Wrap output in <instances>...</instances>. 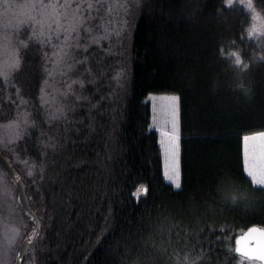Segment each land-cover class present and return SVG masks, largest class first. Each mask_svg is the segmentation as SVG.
<instances>
[{"label": "trees", "instance_id": "1", "mask_svg": "<svg viewBox=\"0 0 264 264\" xmlns=\"http://www.w3.org/2000/svg\"><path fill=\"white\" fill-rule=\"evenodd\" d=\"M130 1L117 38L74 51L51 119L39 47L27 42L20 73L0 80V121L18 99L31 114L15 149H0L40 222L36 232L0 167L29 239L21 264H240L234 238L264 225V188L245 176L241 150L264 132V0H253L258 36L225 0ZM150 95L179 97V189L163 178ZM6 219L0 249L15 234Z\"/></svg>", "mask_w": 264, "mask_h": 264}, {"label": "rangeland", "instance_id": "2", "mask_svg": "<svg viewBox=\"0 0 264 264\" xmlns=\"http://www.w3.org/2000/svg\"><path fill=\"white\" fill-rule=\"evenodd\" d=\"M52 4L72 5L71 11L74 15L68 18V24L75 23L81 25L84 20V17L75 14L76 5H80L82 11H91L94 16L98 17L90 22L92 25L90 31L85 32L83 27L80 28L83 38L82 43L85 46L91 43L103 44L111 36L112 38H117L118 33L121 32L120 27L125 23L131 12L129 10V8L131 9L130 0H0V80H3L5 86L8 87L11 85L12 79L20 73L22 55L27 42H32L35 46L39 47V52L43 55L45 62L43 65V81L40 87L39 100L40 105L47 112L46 116L50 119V116L55 113V100L61 94L60 87L63 80L66 79L65 77L73 74L72 55L74 51L83 49L75 48V46L72 49H68L65 45H62L60 48L52 46L45 48L40 46L39 40L42 34L47 35L49 18L56 12L55 8L45 7L44 5ZM225 4L227 6H239L246 12L249 17L248 34L250 36H258L262 33V15L254 7L253 0H225ZM29 24L32 25V28L28 27ZM37 28L39 30H36ZM45 51L48 53L47 56L45 55ZM65 52L68 53L67 56ZM68 85L70 86L69 83ZM165 97L174 96L150 95L148 98L152 115L151 126L155 125L154 130L162 142H166L167 134L171 133L172 119L169 102L161 100ZM26 104L23 105L22 100L18 99L14 116L7 121H0V149L5 154H9L15 149L18 139L21 138L26 131L27 125L31 122L29 117L31 115L30 109L26 108ZM164 105H166V108H164ZM166 116L170 119L168 122L167 119L162 120ZM178 119L179 102L177 105V129L179 128ZM260 134L256 133L245 137L259 136ZM177 135L178 137L180 136L178 133ZM244 138L241 143L242 153L244 151ZM255 142L256 145L258 142L264 143V141L258 140ZM18 168L27 172L31 170L30 163L26 160L19 161ZM0 212L3 213V215H0L8 220H1L2 224L6 225L9 231L11 230L15 233L14 240L12 239L13 242H10V246L6 244L3 247L4 249H0V264H13L17 248L21 241L25 239L23 237V230H20V227L22 228L23 226V218L18 215L13 186L11 187L2 175H0ZM13 217H20L18 225L10 222Z\"/></svg>", "mask_w": 264, "mask_h": 264}, {"label": "snow or ice", "instance_id": "3", "mask_svg": "<svg viewBox=\"0 0 264 264\" xmlns=\"http://www.w3.org/2000/svg\"><path fill=\"white\" fill-rule=\"evenodd\" d=\"M45 7L55 8L56 12L49 18L47 35L41 36L39 44L42 47L52 46L54 48H60L62 45H65L68 49L83 48L85 52L92 47L91 44L85 46L82 43V36L80 28L83 27L85 32L91 30V21L97 19V16H94L91 11L84 12L81 10L80 5H76V15L84 17V20L81 25L75 23L68 24V18L73 14L71 11L72 5H44ZM29 28H32V25H28ZM36 30H39L38 28ZM45 55L48 53L45 51ZM67 56L68 53L65 52ZM237 65L241 63L239 58L236 61ZM18 67V65H17ZM47 83V81H45ZM78 99H87V97H78ZM179 97H171L169 105L171 108V133L168 135L167 140V152L170 158L169 174L167 179L173 184L176 189L181 187L178 170H177V160H178V135H177V105ZM96 105H92V108H95ZM89 109V111L92 110ZM68 111H72L71 108ZM245 142L252 141L253 143L248 149V159L246 160V174L251 178V181L254 186H259L264 188V144L259 146L255 144V141L261 140L264 141V133H261L259 136L245 137ZM261 153V157L257 158V152ZM147 189L144 186H141L137 189L134 196L138 194H145ZM235 252L240 255L241 261L240 264H264V230L252 229L243 237L236 241Z\"/></svg>", "mask_w": 264, "mask_h": 264}, {"label": "water", "instance_id": "4", "mask_svg": "<svg viewBox=\"0 0 264 264\" xmlns=\"http://www.w3.org/2000/svg\"><path fill=\"white\" fill-rule=\"evenodd\" d=\"M0 167L4 171V173L7 175V177L14 182V185L16 188V193H17L18 203H19L21 209L32 218V220L34 222V230L36 232H38L40 229V222L28 204V200H27V197L25 194L23 182L20 179H16V171L10 165L7 158H5L1 154V152H0ZM252 229L264 230V225H258V224L252 225V226L248 227L247 229H245L241 234L237 235L233 240V253H234V255L240 257V255L235 252L236 241L245 237V235L247 233H249V231ZM28 247H29V239L25 238L18 248V251L16 253L13 264H21L25 254L28 251Z\"/></svg>", "mask_w": 264, "mask_h": 264}, {"label": "crops", "instance_id": "5", "mask_svg": "<svg viewBox=\"0 0 264 264\" xmlns=\"http://www.w3.org/2000/svg\"><path fill=\"white\" fill-rule=\"evenodd\" d=\"M171 97H165L161 100H166V101H170ZM152 116V115H151ZM162 118V117H161ZM163 119H167V122L170 120L169 117H164L162 118ZM151 121H152V118H151ZM156 123V121H155ZM165 123V122H163ZM157 124L159 125V123L157 122ZM178 125H179V119H178ZM155 126V125H154ZM154 126H152V129H155ZM177 133L179 134V128L177 129ZM170 134V132H169ZM244 138V137H243ZM167 139H168V135H167ZM167 139H166V142H162L160 140V137H158V144H159V147H160V150H161V158H162V174H163V178L164 180L169 183L170 185L173 186V184L167 179V176L169 174V166H170V158H169V155H168V152H167ZM258 141H261V140H258ZM244 142V141H243ZM253 142L250 141V142H244L243 144V147H244V151H243V156H242V167H243V172L245 174V176L250 180V182L252 183L251 181V178L246 174V170H245V167H246V160L248 159V149L249 147L251 146ZM256 143V142H255ZM264 144L263 142H258L257 144V147L259 149V146ZM260 158L261 157V153L258 151L257 152V158ZM258 158V159H259ZM177 170H178V177H179V181H180V185H181V171H180V136L178 137V160H177ZM253 184V183H252ZM256 187H259V186H256ZM174 189H176L174 186H173Z\"/></svg>", "mask_w": 264, "mask_h": 264}]
</instances>
